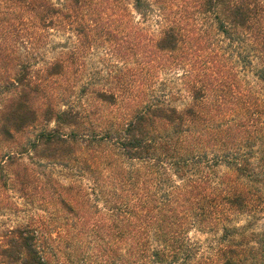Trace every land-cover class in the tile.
<instances>
[{"label": "trees", "instance_id": "1", "mask_svg": "<svg viewBox=\"0 0 264 264\" xmlns=\"http://www.w3.org/2000/svg\"><path fill=\"white\" fill-rule=\"evenodd\" d=\"M57 1L0 0L33 18L30 39L75 38L33 70L0 22V185L54 208L0 233V264H202L193 230L222 231L219 264H250L230 223L264 211V0ZM100 39L134 68L97 86L84 59ZM174 69L179 92L159 77Z\"/></svg>", "mask_w": 264, "mask_h": 264}, {"label": "rangeland", "instance_id": "2", "mask_svg": "<svg viewBox=\"0 0 264 264\" xmlns=\"http://www.w3.org/2000/svg\"><path fill=\"white\" fill-rule=\"evenodd\" d=\"M57 3V0H53ZM127 10L131 12L134 23L140 21L142 26L147 27L149 30L154 29L153 20L149 19L148 22L139 20V16L131 9L130 5H126ZM0 9L3 14L0 17V22L3 27L10 28L11 35H7L8 44H11L12 54L16 58L21 60L30 59L33 65V70H40L45 65L49 64L54 58H57L61 51L71 47L75 41L74 36L70 32H61L56 29L39 30L36 35L30 39V34L33 32L30 22H33V18L25 13V10L20 7H15L13 4H4L0 2ZM94 13L95 17H101L103 20L111 19V9L106 5H100ZM117 27L116 24L112 26V29ZM123 45L115 39L109 42H103L102 39L94 42L92 46L87 50L85 55L84 64L86 67L84 80L92 79L95 84H105L108 75L119 76L124 71L129 73L131 68H134L133 64L125 65L119 56H122L124 50L120 49L118 44ZM129 54V53H128ZM130 56V55H128ZM132 56V55H131ZM133 62L135 58H129ZM182 74V70L174 69L169 72H159V77L167 81V86L171 90L179 92L181 90V84L178 81L179 76ZM243 83L252 82L254 80L253 75L249 71H242L240 74ZM169 80L171 82H169ZM109 81V80H108ZM107 84V83H106ZM189 98L184 92L177 94L175 102L172 105L181 108L187 104ZM52 126V124L50 125ZM5 152L6 149H3ZM31 161L26 156L23 157V164L29 165ZM30 168H32L30 166ZM224 170L223 167L220 169ZM15 172L22 174L20 167H15ZM53 176L63 183H66L63 177L60 175V171L55 169ZM264 188V184L261 183ZM29 185V190H32ZM35 192V191H34ZM45 207L44 202H41L39 195L35 194L32 203L27 201L23 197V193L19 191L17 184L8 183L7 186L0 185V233L6 231L13 226H19L26 224L30 218L39 217L45 215V212H53L54 208L51 205ZM231 226L238 229V234L233 235L232 238L239 240L241 234L248 239L247 251L250 258V264H264V211H256L251 215H236L231 223ZM222 237V231L216 233H202L197 230H193L189 234L192 245L197 248V256L201 260L202 264H219L216 256L217 247L220 244Z\"/></svg>", "mask_w": 264, "mask_h": 264}]
</instances>
